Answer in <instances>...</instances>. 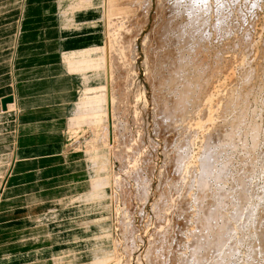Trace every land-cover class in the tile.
Here are the masks:
<instances>
[{"label": "bare ground", "instance_id": "6f19581e", "mask_svg": "<svg viewBox=\"0 0 264 264\" xmlns=\"http://www.w3.org/2000/svg\"><path fill=\"white\" fill-rule=\"evenodd\" d=\"M166 1H169V0H157V5L155 6L156 9L154 10L155 15H153V17H157L155 19L154 25H152V28L150 30H148L149 33L146 34L145 36H143L142 39H140L141 40L140 46H142V50L144 52V57H143L142 63L144 65V73L147 76V81L150 84V87L152 89L151 91H153V93H152L153 95L151 98L153 108H151V109H153L152 111L154 112V115H152V116L153 117L156 116V117H154L155 119L158 118L157 119L158 123H156L155 121L153 122V123H156V126H154L153 128L155 130L156 129L158 130V132H155V133H159L160 131L164 132V133L168 132L167 133V137H168L169 133L174 131L178 135L179 134L181 135V138H179L180 135L178 136L175 134L176 138H179V139H177V140L175 139L176 141H178L175 146H174L173 142H172V144L174 147H177V148H174V147H173L174 149L172 148V150L175 151V153L172 152V155L170 154L171 157H170V159H168L169 162L166 160L168 163L167 166H168V168L174 170L176 174L177 173L183 174L185 172H190L191 176L188 179V182L191 179V177H193L191 182L193 183L192 187L195 189V191H194V193L191 192V194H190L191 199H190L188 194L190 193V189H193L190 186L192 184H190V183L186 184L184 186V188H181V190L182 189H185V190H183V192L181 191L180 194H178V198H177V200H175L176 202L174 201L175 203L171 204V205L166 204V208H165V210H167L166 213L162 212V213H160L161 217L158 216V218H163V220H164L162 222L163 227H160V229H158L157 231L154 232L155 236L152 239V241H150V243H151L149 246L150 248L146 251V262L148 264H175V262H176V264H228V262L231 261L233 258L232 257L233 252L236 250V248L238 249V245H241L240 241L241 240L244 241L243 239H239L238 237H237V240L234 239L235 238L234 237L233 239L236 240V241H234V240H232V237L235 236V234H234L235 231L236 232H237V230L241 231L242 229L245 228L246 232L248 231L249 233H252L253 239H252L251 243L249 242L250 243V245H249L250 248H248L249 251L245 247L246 251H244V253L246 254V252H249L248 253L249 255L250 254L251 255H255V254L260 255L261 254L260 257H262L263 259L261 260L260 264H264V212L262 211V210H264V208H263V206L260 207L259 202L257 203V201L255 202L254 200H252L253 197H251V196L253 194L251 195V191H249V188H248L250 183L248 182L249 185L248 186L246 185L247 182H244V179L242 178L243 175H241L242 171H239L240 174L238 172V170H240V169L237 170V174L235 171L234 175L239 174L236 178L232 177V180L234 179L233 181H235V183H236L235 185L231 184L233 182L230 179L231 185L229 187H231L232 190L230 188L228 189V187L226 188L228 190H226L223 187H221L220 184L218 185L219 187H217V185H216L217 182L214 184V185H216L217 189H215V190L213 189V192L211 191V189L209 190V188H208V187L214 186V185L209 186L211 183L210 180L219 181V179L222 180V178H224L225 176H227V178L231 177L230 176L231 174L228 176L225 172V170L227 171L228 165H230L231 161L233 160L230 158L231 156H229V154H228L229 159H231V161L226 156L224 158V161H223V158L222 159L218 158V159H221V161H222L218 165L215 164V163H218V162H216V161H218L216 158H217L219 153L224 152L223 150L226 146L229 145L230 149L234 147V146H232V144H233L232 140L234 138L236 139L237 134L240 136V132L242 131V130H240V128L242 129L244 127L243 124H245V123H243V122L245 120L243 118V115H241V113H239V112H238L239 115L236 114L237 116L231 115V113H232V110L234 111V109L237 106L235 104H238V103L241 104V107H240L241 110H243L245 108L244 110L246 111V109H247V104H245L246 107H244V105L242 107V102L244 103V99L247 96L251 95V93L249 91L251 90V92H252V89H250V87L253 86V84L251 83L252 85L250 84L251 85L250 87H248L249 85H247V87L250 90L248 88H246V84H249V81L254 79L255 76H256V78H258V76L255 75V73L257 71L254 72L255 71L254 66L258 62V60H257L258 54L260 57H262V59L264 58V29L263 28L260 29L259 27H257V28H259V31H258L259 36L257 39H255V41L253 42L252 45L251 44L249 45V47L247 44V40H249V39L246 40V38L248 37L247 36L248 33L246 31L245 33L247 35L245 34V36H247V37L245 39H243L244 41L246 40L247 50L249 49L248 52L246 53V56H244L245 53L243 54V50H244L245 46H244V42L242 40L241 42H243L242 45L244 46L243 47L240 44L243 47L242 51L240 49L242 47H240L238 49L239 53L237 51L233 52L231 49L233 47L230 48L231 52H233V54L237 53L238 57H236V56L231 57L230 56L231 53H229L230 57H228V59H227L228 61L226 60V64H224V63H221V61L226 56L222 57L221 53H223V52L220 53V52H218L219 51L218 49H214V48H216V46L214 47V45H213L214 48L211 49L212 45L210 47L209 38L212 37L213 35L214 36L217 35L219 37L220 34L225 35L228 32L231 33L233 30V29H231L232 26L227 27L226 26L227 24L226 25L224 24L227 22L224 21V19H223L224 17H222V15H223L222 11H221L222 15L220 14V10L225 5L224 1H226V0H224V1L223 0H175V1H171V2L169 1V3H167ZM211 1L213 4L211 3ZM109 2L111 4V8H110L111 9V12H110L111 16L109 17V21L106 22L107 24H105V27L103 28L104 30H102V32L104 33V39H105L104 41L107 44V48L110 50L108 52L110 56H108V54H106L109 58V61L107 62L106 59H105L106 61L105 60L104 61L106 62L105 64L107 65L106 70L109 73L108 75H111V77L109 76L111 78V82H112L110 84V85H112V87H110V88L112 89L113 93H112V96L110 97L109 101H110V105L112 106L111 108H113L112 110L114 111L116 109V106H117L116 103H120L121 100H124V102H126L128 100V96L131 97V95H132V102L134 104H137L140 102L142 104V101H143V103H146V101H147L145 89H143V88L141 89V85H139L140 83L136 82V81H138V75H137V70H138L137 59H139L138 58V56H139L138 38L143 33L142 31H143L144 27L146 26V24L149 22V14L152 10L153 3H152V0H143V2H142L143 4L139 3V0H110ZM233 10H234V8H233ZM234 12H237L239 14L240 11L238 12L235 10ZM210 13L212 15H210ZM110 14H108V15H110ZM183 14L185 17L183 16ZM238 14H236V15L237 16L241 15V13L239 15ZM209 16H211L210 22L208 21ZM237 16H235V17L237 18ZM97 17H100V16L98 15ZM253 17H255V16H253ZM240 19H241V21H243L242 20L243 18H240ZM240 19L238 18L239 21H240ZM250 19H251V17H250ZM252 19H254V18H252ZM262 19L263 18H261V20ZM257 20L260 21V19H257ZM228 21H229V19H228ZM232 24L234 26V24L237 25L238 22L237 23L235 22ZM239 24H240V22H239ZM249 24H248V26L251 25V24L250 25ZM253 25H254V23H253ZM207 26H208V28H207ZM252 26H250L251 29H254V27H256V26H254L252 28ZM209 27L212 29V32H211V29H210V32H208L209 30L208 31L206 30V28L209 29ZM241 27H242V23H241ZM234 28H235V26H234ZM242 29L249 30V29H247L246 26ZM249 32H251V31H249ZM252 32H253V30H252ZM242 33L244 35V32H242ZM232 34H230L231 37H232ZM230 35H228V36H230ZM226 36H225V38H226ZM236 36H235V38H237ZM254 37H255V35H254ZM219 38H221V37H219ZM223 38H224V36H223ZM233 38L234 37H232V39ZM221 40H223V39H221ZM238 40L239 39L236 40V43ZM251 40H249V41H251ZM210 41H213V40H210ZM230 43L232 44V42H230ZM233 43H234V41H233ZM238 43H239V41H238ZM223 44H224V42H223ZM223 46H226V45H223ZM232 46H235V43ZM237 48H238V46H237ZM216 50H218V51H216ZM223 50H221V51H223ZM233 50H234V48H233ZM226 51L228 52L230 50H226ZM226 51L224 53H226ZM259 56H258V58H259ZM260 62H261V59H260ZM260 62L257 64H260ZM262 63H263L262 64V66H263L264 62L262 61ZM262 69H263V67H262ZM101 73H103V72H101ZM261 73H262L261 75L259 74L260 79L263 77L262 76L263 71ZM260 81H262V80H260ZM260 81H259V83L261 84L262 82H260ZM254 83H255V81H254ZM262 85H263V83H262ZM262 85H261V87H262ZM132 87L135 91L133 90L134 92L131 93L130 89ZM260 90H261V88H260ZM257 94H256V97H257ZM251 97H253V95ZM241 98H244V99L241 100ZM240 100H241V103H240ZM250 100H251V98L249 99V101ZM252 101H254V99ZM77 105H78V108H76V114L74 117L75 119H73V117H72L73 115L71 116L72 122L75 125L78 124L81 120L83 121V119L85 118L83 111L86 112V116L89 118V116L91 115V110H92L91 108L97 106L96 102H94L93 100H92V102L88 101V99H85L81 103H77ZM136 106H138V105H136ZM233 106H235L234 109L231 108ZM252 107L254 108V105ZM252 107L250 108L249 111H251V109H253ZM258 108H259V105H258ZM258 108H256L257 111L259 110ZM120 110L122 111V109H120ZM128 110H129V108H128ZM253 110H255V108ZM132 111H135V110L133 109ZM132 111L130 114H132ZM249 111L247 113H249ZM77 112H79L80 114H83V118L78 117ZM115 112H117V110ZM99 113L100 112H98L96 114L97 116L96 115L94 116L95 117L94 120H96V123H97L96 127L100 126V124H101V122L99 120V116H98ZM118 113L119 112H117V114ZM126 113H127V111H126ZM234 113H236V112H234ZM254 113L252 112V115L249 114L252 120H253ZM256 113L258 115V112H256ZM117 114H116V116H117ZM134 115H135V113H134ZM0 116H2V117L6 116V113H2L1 109H0ZM112 116H113V114H112ZM258 116H260V115H258ZM117 117L120 118L119 116H117ZM245 118L247 120V117H245ZM10 119L12 120V118H10ZM141 119H142V117H141ZM11 120H9V124L11 123ZM114 120H115V118H114ZM254 120H256L255 117H254ZM247 121L249 122V120H247ZM253 121H252V123L251 122L250 123L253 124ZM259 121H260V117H259L258 122ZM258 122L255 123V125H249L250 123L246 124L245 128L247 131L246 130H243V131L244 132L246 131V134L248 135V139L251 142V143H249L250 145H248L249 148L253 146L251 149H255L254 146H256V148L259 150L261 148V146H260V148H258L257 146H259L262 143L261 141L264 138L263 137L264 131L262 132L263 128H261V130H260L261 126L257 125ZM247 125H249V127ZM259 132H262V134H263V136L261 135L262 138L260 140L261 143L259 142L260 144H258V142L256 143V141H258L257 138H260V137H258L260 134ZM241 134H242V132H241ZM244 134L245 133H243V135ZM163 136L164 135H162V137ZM170 136H171V134H170ZM243 137H246V136H243ZM165 138H166V135H165ZM169 138L170 137L166 138L165 142L168 143ZM2 139H3V137H0V141ZM128 139H127L126 135L120 137V135L117 133H113V136L111 138H108V143L109 144L111 143L110 145L112 146V148H115V151H114L115 155H116L117 159L119 160V162H121V165L123 163L122 166L129 163V160H128L129 154L127 155V153H125V151L128 149V146L131 147V145H128ZM244 139L246 141V138H244ZM237 140L239 141L241 139L239 138ZM131 141L133 142L132 139H131ZM234 141L236 142V140H234ZM245 141L242 139V142H241L242 145H244L247 142V141L246 142ZM263 141H264V139H263ZM150 142H152V141H150ZM243 142H244V144H243ZM167 143L165 145H167ZM230 143H231V146H230ZM113 144H114V146H113ZM236 144H238V143H236ZM236 144H234V145L238 147V145H236ZM256 144H258V145H256ZM92 145H93V147H95V137H93V139H92ZM242 145L240 146V144H239V147H241V151H242V149L245 150L244 148L246 147L244 145V148H243ZM263 146H262V150L261 151L259 150V152L262 153L259 156V159H256L255 155H254V159H253V157H251V159H253L254 161L256 159L257 160L256 162H258V160L262 159V160H260V162H264V150H263L264 147ZM166 147H165V151L167 149H169ZM247 147H246V149H247ZM139 148H140V146H139ZM135 149H138L137 146L135 147ZM233 149L235 150V147ZM246 151H248V150H246ZM140 152H143V151H140ZM123 153H125L124 154L125 157L123 156ZM162 153L164 154V149H163ZM253 153L255 154V151ZM166 154H168V150H167ZM225 154H227V153H224V155ZM246 154L249 155V153H245V156H247ZM222 155H223V153H222ZM237 155H239V154H237ZM250 155L253 156L252 151H251ZM137 157H138V155H137ZM222 157H224V156H222ZM238 157L239 156H237V158ZM132 158L133 157H131V159ZM241 158H243V157H241ZM136 159H138V158H136V153H135V160ZM247 159H248V157H247ZM251 159L249 156L248 163L245 161L246 165L248 164L247 167H243L244 165L242 164L241 169L243 171H244L243 168H246V169L248 168L250 171V169H251L250 164L251 163H253L252 166L254 165V167H255L254 163H256V162H254ZM250 161H251V163H250ZM130 162L133 163L132 160ZM5 163H6V159L0 158V171H2L6 167ZM261 165H263V164H261ZM261 165H260V168H261ZM257 166L258 167H256V171L259 169V165H257ZM234 167H235V165H234ZM230 168H231V166H230ZM150 170H152V169H150ZM253 170L254 169H251L250 174L252 172H253L252 174H254ZM263 170H264V168H263ZM259 171H260V169L257 172H259ZM261 172H262V168H261V171L259 173H261ZM99 173H97V174L99 175ZM172 173L174 174V172H172ZM245 173H247V171ZM135 174H136V171H135ZM163 174L165 175V173H163ZM252 174H251V176H252ZM247 176H249L248 173H247ZM247 176L245 174V179ZM251 176H249V179L251 178ZM119 177H121V176H119ZM174 177H175V175H174ZM252 177H256V176H252ZM98 178H100V177L98 176ZM117 179H119V178L117 176H115L111 179V182L114 183V180L117 181ZM176 179L178 180V178H176ZM181 179H180V181H181ZM183 179L185 181L184 177H183ZM177 180L173 181V179H171L167 183L161 184V185H164V188H163L164 190L162 192L160 189V192H162V195H161L162 197L160 198V201L157 202L159 205L164 206L162 203H164V201L166 202V201L170 200V197L172 196V195L170 196V192L174 186L177 187V189L179 188V185H177L178 182H175ZM224 180H225V178L222 180L223 183H224ZM165 181H167V180H165ZM180 181H179V184L183 182V181L182 182H180ZM213 181H212V184L214 183ZM226 181H227V179H226ZM219 183H221V181ZM157 185H158V183H157ZM142 187H140V188L142 189ZM261 188H263V187H261ZM107 189H109L107 187V185L102 183V181L100 183V179H97L95 181L93 187H92V190H91L93 195H91V196L88 195L89 197L87 196L86 197L87 199H86L85 198V196L87 195L86 194L87 192H86L83 194L84 197H82L83 195H81V197L79 196V198H85V199H81L82 200L81 203L77 202L78 200L74 201V199H76V198H74L68 204V206L66 205L65 207L61 208L60 210L53 212L52 215H55L54 213L59 214V215L64 214V213H71V214L76 213V214L83 215L86 218L90 215H93L92 216L93 220H99L102 217L107 216V213L104 212V209L106 207L108 209H110V206L108 205V203L107 202L105 203L103 201L104 200L103 198H105V196H108V192L106 191ZM114 189H117V188L115 187ZM174 189H176V188H174ZM142 191H144V190H142ZM174 191L176 192L177 190H174ZM257 191L256 192L254 191L255 192V194H254L255 199L257 198L256 196L258 195ZM260 191H261V194L264 195V188H263V191H262V189ZM113 192H114V190H113ZM158 194H159V192H158ZM110 195H111V193H110ZM117 195H118V193H117ZM259 195H260V193H259ZM112 196H113V194H112ZM174 196H176V195L174 194ZM123 197H124V195H123ZM146 197H147V195H146ZM230 198H232L231 201H230ZM258 198H259V200L263 199L261 195ZM131 201H132V199H131ZM170 201L172 202V199ZM227 201L231 202V204H229V207H231L234 204V206H232L233 208L231 207L232 208L231 210L230 209L227 210V207H228L227 203H230ZM143 203H144V201L142 202V204ZM153 203L156 204L155 202H153ZM262 203H264V201H262ZM128 205H129L128 210H131L130 204H128ZM159 205H155L156 208ZM173 205H176V207H177V211L174 210V212H176L177 214L179 213L181 215V218L178 221L176 220L177 219L176 218L175 220L177 221V223H176V225H173L174 223H172V225H173V227H172V225H169V223L166 222V220L169 221L167 218V212L169 209L173 210V208H172ZM262 205H264V204H262ZM131 206L133 207V205H131ZM155 206H154V208H155ZM192 206L194 209L193 212L195 214L193 213L194 216L190 220L189 217L191 216L190 214L192 212L191 211L188 212V214L190 213L189 214L190 216H188L187 211L189 210V208L191 209ZM154 208H153V210H154ZM160 209H161V207H160ZM117 210H118V208H117ZM125 210H127V209H125ZM163 210H164V208H163ZM122 212L124 214L125 211H122ZM129 213H128V215H129ZM59 215H55V216H57V218H59ZM171 215H173V214H171ZM168 217H170V216H168ZM178 217H180V216H178ZM173 218H175V216ZM170 219H172V218H170ZM54 220H56L57 222ZM54 220L53 221L47 220L45 222L41 221L38 223L37 226H35L31 230L33 233H39V232H44V230H46V229L49 230L50 232H52V228H57L56 231H58L59 228H62L63 232L65 233V236H68V239H72L73 236H75L74 235L75 233L77 235V231L73 229L74 227L71 228L75 223L74 217L72 219L68 218L65 221H64V219L60 220V219H56V218ZM125 221L127 222L128 220L125 219ZM130 222L132 223V221H130ZM153 224L155 225V223H153ZM128 225H130V224L128 223ZM189 225H190V227H188ZM83 226H85V224ZM92 227H93L92 225H88L87 227H84V230L81 231V229H80L79 230V232H80L79 236H81L82 238L87 236L89 234V232H91L90 228H92ZM123 228H124V225L121 226V224H120L121 232L124 230ZM104 230L105 229L101 228V230L98 231L99 232L98 235L100 237L98 239H100V243L97 244V246L95 248H92L91 251H89V253L90 252L92 253V255H91L92 259H91L90 263L91 264H118V262H117L118 260L116 261V259H113L114 257H111L108 254V252H106V249H104L105 248L104 245H106L105 241L104 242H103V240L101 241V238L103 236H105L102 234ZM53 232H55V231H53ZM183 232H185L186 238L180 236V234H182ZM47 233L48 232H46L45 234H47ZM127 233H126L125 237L127 236ZM240 234H241V232H239V235ZM32 235H37V234H32ZM236 235H237V233H236ZM42 237H44V236H42ZM148 238H150V235ZM184 239H185V242H183V244H185L187 246V248H186L187 252L186 253L178 252L180 250H177V247L180 244H178V246L174 245V247H173V244L176 243L177 241L178 242L184 241ZM115 242H114V244H115ZM132 242L134 243L135 241H132ZM245 242H246V240H245ZM128 243H129V241L124 243V246H123V248L126 252L125 255H127V258H128V260L125 261L124 264H130L129 259L131 258L132 252H133L132 250L129 252L130 248H128V246H129ZM137 243H138V239H137ZM179 243H181V242H179ZM246 244L248 246V241L246 242ZM165 245H167L169 248L168 249L166 247L164 248ZM132 246H134V244ZM183 247H184V245H183ZM61 251H62V254L60 253L61 254L60 264H77L76 263L77 260H75V259L72 260V258H70L71 253H73L74 250H61ZM236 252H238V250ZM238 254H239V252H238ZM79 255H81V254H79ZM234 256H236V255H234ZM256 257H258V256H256ZM127 258L125 257V259H127ZM135 259L138 262V256H136ZM247 262H249V261H247ZM255 262H257V260ZM243 263H244V261H243Z\"/></svg>", "mask_w": 264, "mask_h": 264}, {"label": "rangeland", "instance_id": "374dc122", "mask_svg": "<svg viewBox=\"0 0 264 264\" xmlns=\"http://www.w3.org/2000/svg\"><path fill=\"white\" fill-rule=\"evenodd\" d=\"M55 1H57V3H58V0H55ZM109 1L110 0H59L61 6H63V8H64V9H62L63 10L62 14H60V16H61L60 20L62 21L63 24H62V26H60V24H58L60 41H61V44H62V46L60 47V49H62V54H63L62 62L64 63V66H65L66 70H68L72 74V76L78 81V83H80L81 91H82L81 94H83V91L84 92L86 90L88 91L87 93H84V98H83L82 101H84L85 99H88V101L92 102V100H93L94 102H96V105H97L96 107H93L94 109L91 108L92 110H91V115L89 116V118L86 116V112L83 111V114L85 115V118L83 119V121L81 120L78 124H76L77 127L78 126H84L90 132L91 137L85 143H84L85 139H84V141H79V142H74V139H73L72 142H74V143H72L71 146L72 147H78V149H79L78 153L81 156L80 160H82V163L84 162L87 165L86 169L89 171V176L92 177V184H91L90 188L88 190H86V192H87L86 194L87 195L85 196V198L88 195L89 196L93 195V193L91 192L92 187H93L95 181L97 179H100V183L102 181V183L107 185V187L109 188V189L106 190L108 192V196H105V198H103L104 199L103 201L105 203L106 202L108 203V205L110 206L111 210L106 207L104 209V212L107 213V216L102 217L99 220H93L92 219L93 215H90V216H88L86 218L85 216L80 215V214H76V213H72V214L71 213H64V214H60V215L54 213L55 215H59V218H57V216L52 215V213L56 212V211H53V212L47 213V214L43 213V212H45L47 210L46 206L48 207V206L52 205L53 207H56V208L58 207L57 210H60L62 207H65V205H67L68 203H70L72 201L74 195H71V196L65 197V198H57L56 201L53 200V201H50V203H43V204L26 203V200L24 201V197H23L22 201H23V203H25V206H26L27 209H26V212L24 213V216H23L24 219H23L22 222H24V223L27 222V224H29L28 225L29 228L27 230H23L22 233L23 232H27L28 233V237H30V238H38L40 240L39 246L36 247L38 249V251L40 252V255L38 257H40V259L45 258L47 256L50 257V258H48V260H50V264H60V260H61L60 256L62 254L61 250H74L75 252L73 251V253H71V257L70 258H72V260L73 259L77 260V262H76L77 264H91L90 262H91V259H92L91 258L92 253L90 252L91 253L90 254L89 251H91L92 248H95L97 246V244L100 243V239H98V238H100L99 235H98L99 234L98 231L101 230V228L105 229L102 234L105 235L106 237L103 236L101 238V241L102 240H103V242L105 241V244H106V245H104L105 246L104 249H106V252H108V254L111 257H114L113 259H116V261L118 260L117 261L118 264H124L125 261L128 260L127 255H125L126 252H125V250L123 248L124 243H126L127 241H129V243H128L129 244L128 248H130L129 252L131 250L133 251L131 258L129 259L130 260L129 261L130 264H137V263L138 264H148L146 262V251L150 248L149 247L150 244H151L150 241H152V239L155 236L154 232L157 231L158 229H160V227H163L162 222L164 220H163V218H158V216L161 217L160 213H162V212L166 213V211H167V210H165L166 204H170L171 205V204H174L176 202L175 200H177L178 194H180L181 191L183 192V190H185V189L181 190V188H184V186L186 184H189V183L192 184L190 186H191V188H193L192 187L193 183L191 182L193 177H191V179L188 182V179L191 176L190 172H185V173H183L184 175L182 173H180V174L177 173L176 174L174 170L168 168V166H167L168 165L167 161H168V159H170V157L172 155V152L175 153V151H173L172 148L177 144L178 141H176V140L181 138V135L179 134L180 135L179 136L174 131L170 132L169 135H168V137H170V138L168 139V143H167V142H165V139L168 138L167 137V133L168 132L164 133V132L160 131L159 133H155V132H158V130L157 129L155 130L153 128L154 126H156V123H158V120H157L158 118L155 119L154 117H156V116H154V117L152 116V115H154V112L152 111L153 109H151V108H153L152 99H151L152 95H153L152 94L153 91H151L152 89L150 87V84L147 81V76L144 73V65L142 63L143 62L142 60H143V57H144V52L142 50V46H140V41H141L140 39H142L143 36L148 34L149 33L148 30H150L152 28V25H154L155 19L157 17H153V15H155L154 10L156 9L155 6L157 5V0H152L153 7H152V10H151V12L149 14V22L146 24V26L144 27V29L142 31L143 33L138 38V47H139V56H138V58L139 59H137V61H138V64H137V67H138V70H137L138 81H136V82L140 83L139 85H141V89L142 88L145 89V94H146V100L147 101H146V103H143V101H142V104H141V102L137 103V104H134L132 102V95H131V97L128 96V100L126 102H124V100H121L120 103H116L117 106H116V109L114 111L112 110L113 108H111L112 106L110 105V101H109V99H110V97L112 96V93H113L112 89L110 88V87H112V85H110L112 83L111 82V78H110L111 75H108L109 73L106 70V66L107 65L105 64L106 60H107V62L109 61L108 56H110V55H109L108 52L110 50L107 48V44L104 41L105 40L104 39V33L102 32V30H104L103 28L105 27V24H107L106 22L109 21V17L111 16V14H110V12H111V9H110L111 8V4H110ZM169 1L171 2V1H175V0H169ZM169 1H166V2L169 3ZM142 2H143V0H139V3L143 4ZM224 2H225V5L223 6V8H221L220 14H221V11H222L223 15L222 14L221 15H222V17H224L223 18L224 21L227 22V23H224V24L225 25L227 24L226 25L227 27L228 26H230V27L232 26L233 28L231 27V29H233V30H232L231 33L228 32L225 35L224 34H220L219 37H221V38H219L217 35H215V36L213 35L212 37H210L211 39L209 38V43H210V47L212 45L211 49H213L216 46V48H214V49H218L219 50V51L218 50H216V51H218L220 53L223 52V53H221V55H222V57L226 56L225 57L226 59L223 58L221 63L226 64V60L228 59V57H230V56L231 57H235V56L238 57L237 53L233 54V52H236V51L238 52V49L243 46L242 45L243 42H244V46H245L246 49L244 48L245 51L243 50L244 46L242 48H240V49H241V51L243 50V54L245 53L244 56H246V53L249 50V49L247 50L246 45L248 44V47H249V45L250 44L252 45L253 42L255 41V39L258 38V36H259L258 35L259 34V32H258L259 28L260 29H262V28L264 29V26H263L264 25V23H263L264 22V0H226ZM211 3H212V1H211ZM82 6L83 7L85 6V8L83 10L80 9ZM233 8H234V10H233ZM235 10L238 11V12L240 11L239 14L241 13V15H239L237 12H234ZM82 12H85V13L82 14ZM108 14H110V15H108ZM236 14H238L239 16H237ZM98 15L100 17H97ZM210 15H212V14L210 13ZM234 15L237 16V18ZM183 16H184V14H183ZM253 16H255V17H253ZM55 17H58L57 12H56V16ZM210 17L211 16L208 17L209 18V20H208L209 22L211 21ZM250 17H251V19H250ZM238 18L239 19L243 18L242 19L243 21H241V19L239 21ZM252 18H254L256 21L254 19H252ZM261 18H263V19L261 20ZM228 19H229V21H228ZM257 19H260V21L257 20ZM235 22L236 23L238 22V24L237 25L234 24V26H235V28H234L232 23H235ZM239 22H240V24H239ZM252 22L254 23V25H253ZM241 23H242V27H241ZM248 24L250 26L253 25L252 28L254 26H256V27H254V29H251V27L248 26ZM243 26L244 27L246 26L247 29H249V30H245L246 28L242 29V28H244ZM210 27H209V29H207L208 26L206 28L207 31L209 30L208 32H210V29H211ZM257 27H259V28H257ZM252 30H253V32H252ZM246 31H247L248 35L245 33ZM249 31H251L252 33L249 32ZM61 32L64 33V34L62 33L63 35H66V34L68 35L69 33H71V34H73L75 36V38L76 37H78V38H76V40H72L73 38H71V39L68 38L67 40H65L64 37H66V36L63 37V35H61ZM211 32H212V29H211ZM242 32H244V35H243ZM230 34H232V37H234L233 39H232ZM245 34L248 37L245 36ZM222 35L224 36V38H223ZM228 35H230V36H228ZM254 35H255V37H254ZM225 36H226V38H225ZM235 36L237 38H235ZM245 38H246V40L249 39L251 41L247 40V44H246V40L245 41L243 40ZM221 39H223V40H221ZM237 39H239L238 40L239 43L237 41L238 44L236 43ZM210 40H213L214 42L210 41ZM242 40H243V42H241ZM233 41H234L236 47L232 46L234 44ZM223 42H224V44H223ZM230 42H232V44ZM213 45H214V47H213ZM223 45H226L227 47L223 46ZM237 46H238V48H237ZM231 47H233L234 50ZM230 48L232 49L233 52H231ZM221 50H223V51H221ZM226 50H230V51L227 52ZM225 51H226V53H224ZM229 53H231L230 56H229ZM106 54H108V56ZM258 56H259V54L257 55V60H258L257 63L260 62V59H261V62H260V64L256 63L255 66H254L255 67V71L254 72H256V71L258 72V73L257 72L255 73V75H257L258 78H256V76H255L256 79L254 78L251 81H249V84H246V88L250 87L253 84V86L250 87V89H252V92L248 88L250 90L249 92L251 93V95L249 94L250 96H247L246 97L247 99L246 98L245 99L241 98V100L244 99V103L242 102V107H243V105H244V107H246L245 104H247V109L248 110L246 109V111H245L244 110L245 108L243 110H241V108H240L241 104H239V103L238 104L240 106L238 104H235V105H237L236 106L237 109L235 108V106L231 107L233 109L235 108L234 111L232 110L231 115H236V114L239 115V113H241V115H243V118L245 120L243 123H245V124L242 123L244 127L242 129L240 128V130H242L241 131L242 134L240 132V136L237 134L236 135V139L234 138L232 140L233 141L232 142L233 143L232 146L235 147V150L233 149L234 147L230 149V147L228 145V146H226L227 148L226 147L224 148V150H223L224 152L219 153L217 158H216L218 160L216 162H218V163H215V164L218 165L219 163L222 162L221 161L222 158H223V161H224L225 156L228 159H229V156H231L230 158L233 159V160L231 161V159H229L231 161V164L229 163L230 165H228L227 171L225 170V172H226V174L228 176L231 174L230 175L231 177H228V178H227V176L224 177L225 178V180H224L225 184L222 182V180L224 178H222V180L219 179V181L210 180L211 183H210L209 186H211V185L213 186L217 182L216 183L217 187H219L218 185L220 184V186L223 187L224 189H226L227 187H228V189L229 188L231 189V187H229V186L231 184L232 185L236 184L235 181H233L234 179L232 180V177L236 178L240 174L239 171H242L243 173L241 172V175H243L242 178L244 179V182H247V184H246L247 186L249 185L248 182L250 183L248 188H249V191H251V195L253 194L251 196V197H253L252 200H254L255 202L257 201V203L259 202L260 207L263 206V208H264V205H262V204H264V203H262V201H264V195H262L261 191H260L261 189L263 191V188H264V176H263L264 175L263 174L264 173V170H263L264 162H260V160H262V159H260V160H258V162H256L257 161L256 159H259V156L262 154V153L259 152V150L261 151L262 150V146L264 145V141H263L264 138L261 141L263 144L260 142V140H261V138L263 136L262 132L264 131V65L262 66V64H263L262 61L264 62V60H263L264 58L262 59V57H260V56L258 58ZM261 66L263 67V69H262ZM261 70L263 71V75H262L263 77L260 79L259 76L262 74ZM101 72H103V73H101ZM253 80L255 81L256 84L254 83ZM260 80H262V81H260ZM259 81L262 82L263 85H262V83L260 84ZM247 85H249V86L247 87ZM261 85H262V87H261ZM260 88H261V90H260ZM133 90L134 89L132 87L130 89V92L132 93V92L135 91V90L134 91ZM255 93L256 94L258 93L257 97H256ZM252 95H253V97H251ZM250 98H251V100H250L251 102L249 101ZM253 99H254L255 102L252 101ZM77 100L75 102L73 110L71 111V112L74 111L73 114H72L73 115L72 116L73 119H75L74 117H75V114H76V108H78V105H77L78 101ZM241 100H240V103H241ZM8 104L9 103L0 104L1 112L2 113H6V116H3V117L0 116V130L3 129L5 126L6 127L9 126V120H11L10 118H12V115H13L12 113H11V115L9 114V110L8 111H3V108H5L6 105H8ZM136 105H138V106H136ZM253 105H254L255 110H253L254 109L252 107ZM258 105H259V108H258ZM131 107L135 111H132L133 109ZM251 107L253 109H251V111H249ZM128 108H129V110H128ZM256 108H258L259 110L257 111ZM120 109H122V111ZM18 110H19V108H18ZM116 110L120 114L119 113L117 114V112H115ZM126 111H127V113H126ZM131 111H132V114H130ZM248 111H249V113H247ZM98 112H100L98 114V116H99V120H100L101 124H100V126L96 127L97 123H96V120H94V118H95L94 116ZM234 112H236V113H234ZM252 112L253 113L255 112L254 116H253V120H254V117L257 120V121L254 120L255 122L251 119V117L249 115V114L252 115ZM256 112H258V115H260V116H258ZM134 113H135V115H134ZM83 114H80L79 112H77V115L80 118H83ZM112 114H113V116H112ZM116 114L121 119L118 118L116 116ZM141 117H142V119H141ZM245 117H247V120H249V122L246 120ZM259 117H260V121L258 122ZM114 118H115V120H114ZM154 121L156 123H153ZM252 121H253V124H251ZM257 122H258L257 125L261 126L260 130H261V128H263L262 132H259L260 134H259L258 137H260V138H257L258 141H256V143L258 142V144L261 143L259 146H257L258 148H260V146H261V148L259 150L256 148V146H254L255 149H251L253 146L249 148L248 145H250L249 143H251V142L248 139V135L246 134L247 130L245 128L246 124L250 123L249 125H255V123H257ZM249 125H247V126L249 127ZM243 130H246V131L244 132ZM4 131L6 133L8 132L6 129ZM113 133L119 134L120 137L126 135L127 139L129 138L128 139V145H131V147L128 146V149L125 151V153H127V155L129 154V157H128V160H129L128 164L129 165L125 164L124 166H122L123 163L121 165V162H119V160L117 159V157L115 155V152H114L115 148H112V146L110 145L111 143L110 144L108 143V138H111L113 136ZM243 133H245L246 135L245 134L243 135ZM170 134H171V136H170ZM175 134L178 135L179 138H176ZM162 135H164V136L162 137ZM165 135H166V138H165ZM243 136H246V137H243ZM93 137H95V147H93V145H92ZM239 138L241 140L238 141L237 139H239ZM244 138H246L247 142L245 141ZM131 139L133 140V142L131 141ZM242 139L247 143V144L246 143L244 144V142H243V144L246 147L248 146L247 149H246V147L244 148V145H242V143H241ZM2 140H5V139H2ZM234 140H236V142ZM150 141H152V142H150ZM172 142H173L174 146H173ZM166 143H167V145L169 144L168 145L169 147L167 145H165ZM236 143H238V144H236ZM234 144L238 145V147H239V144H240V146L242 145V147L245 150L242 149V151H241V147L238 148ZM258 144H256V145H258ZM113 146H114V144H113ZM136 146H137L138 149H135ZM139 146H140V148H139ZM230 146H231V143H230ZM83 147L86 149L87 153L85 152V149ZM165 147L169 148V149H167L168 150V154H166L167 150L165 151ZM174 148H177V147H174ZM163 149H164V154L162 153ZM249 149L252 151V155L253 156L250 155L251 151ZM246 150H248L249 152L246 151ZM140 151H143V152H140ZM254 151H255V154L253 153ZM134 152L136 153V158H138L136 160H135V153ZM125 153H123V156H124ZM222 153H223V155H222ZM224 153H227V154L224 155ZM245 153H249V155L246 154L247 156H245ZM228 154H229V156H228ZM237 154H239V155H237ZM137 155H138V157H137ZM254 155H255V158H256L255 161L253 160L254 159ZM130 156L133 157V158L131 159ZM222 156H224V157H222ZM237 156H239V157L237 158ZM249 156H250V159H251V157H253V159H251V160L256 162V163H254L255 164V167H254V165L252 166L253 163H251V161H250L251 169H254L253 170L254 174H252L253 172L251 174H252V176H256V177H252L251 176V174H250L251 169H250V171H249L248 168L247 169L243 168L244 171L241 169L242 168L241 167L242 164L244 165L243 167H247L248 164L246 165L245 161L248 163ZM241 157H243V158H241ZM247 157H248V159H247ZM218 158H221V159H218ZM131 160H132L133 163L130 162ZM260 163L263 164V165H261ZM10 165H11V167H10V170H11L13 168V166H12L13 162ZM234 165H235V167H234ZM257 165H259L260 171H261V168H262V172L261 173H259L260 171L257 172L259 170L258 168H257L258 170L256 171V167H258ZM260 165H261V168H260ZM230 166H231V168H230ZM150 169H152V170H150ZM238 169H240V170H238ZM237 170H238L239 174L238 175H234L235 171H236V174H237ZM135 171H136L137 175L135 174ZM246 171H247L248 175L251 176L250 179H249V176H247V173H245ZM172 172H174V174ZM8 173L9 172H6L5 175H3L2 179H1V183L2 184L3 183L4 184H6V183L8 184L9 183L8 182L9 178L6 179V176H7ZM97 173H99V175ZM163 173H165L166 176ZM244 173L247 176L246 179H245V174ZM174 175H175V177H174ZM98 176L100 178H98ZM115 176H117L119 179H117V181L114 180V183H113V182H111V179L113 177H115ZM119 176H121V177H119ZM183 177L185 178V181H184ZM176 178H178L179 181L182 178L180 182H182V181L183 182L179 184V181ZM171 179H173V181L177 180L175 182H178L177 185H179V188L177 189V187H175V186L173 187L172 186L173 188L171 189V192H170V196L172 195L170 197V200L172 199V202L170 200H168V201H166V202L164 201V203H162L164 206L159 205L157 202L160 201V198L162 197L161 196L162 192L164 190L163 189L164 185H161V184H163V183L165 184L168 181H170ZM226 179H227V181H226ZM230 179L232 180V182L234 184L233 183L230 184V182H231ZM165 180H167V181H165ZM212 181L214 182L213 184H212ZM220 181H221V183H219ZM14 183H16V180H14L13 184ZM157 183H158V185H157ZM216 185H214L215 187L214 186L213 187H208L209 190L211 189V191L213 192V189L214 190L217 189ZM113 187L114 188L116 187L117 189H114ZM140 187H142V189ZM261 187H263V188H261ZM174 188H176V189H174ZM160 189H161L162 192H160ZM193 189H190V193L188 194L189 197H190L191 192L194 193L195 189L194 190ZM228 189H226V190H228ZM113 190H114V192H113ZM142 190H144V191H142ZM174 190H177L176 191L177 193ZM254 191L255 192L257 191V193H258V195L256 196L257 197L256 199L254 198L255 197V195H254L255 192ZM116 192L118 193V195H117ZM158 192H159V194H158ZM110 193H111V195H110ZM173 193L176 196H174ZM259 193H260V195L262 196L263 199L259 200V198H258V197H260ZM112 194H113V196H112ZM123 195H124V197H123ZM146 195H147V197H146ZM23 196H25V194ZM80 197H81V195H80ZM82 197H84V195ZM85 198L77 197L76 199H74V201L78 200L77 202L81 203L82 202L81 199H85ZM131 199H132V201H131ZM190 199H191V197H190ZM231 199L232 198H230V201H231ZM143 201H144V203L142 204ZM230 201H227V202H230ZM27 202H29V201L27 200ZM153 202H155L156 204H154ZM128 204H130L131 210H128V208H129ZM229 204H231V202L227 203V205H228L227 210H229V209L231 210L233 208L232 206H234V204H233L231 206L232 207L231 208V207H229ZM131 205H133V207ZM155 205H159V206H157V208H156ZM154 206H155V208H154ZM160 207H161V209H160ZM117 208H118V210H117ZM153 208H154V210H153ZM163 208H164L165 211L163 210ZM172 208H173V210L169 209L168 212H167V218H168L169 221L166 220V222H168L169 225H172V223H174L173 225H176L177 221L180 220L181 215L179 213L177 214L176 212H174V210L177 211L176 205H173ZM120 209L122 211H125L124 214H123V212ZM125 209H127V210H125ZM190 211L192 213L191 214L189 213V214L192 217L188 214V212H190ZM193 211H194L193 206H192L191 209L189 208V210L187 211L188 216H190L189 217L190 220H191V218H193V216L195 214ZM262 211L264 212V210H262ZM41 212L43 214L40 215ZM128 213H129V215H128ZM171 214H173V215H171ZM168 216H170V217H168ZM174 216H175V218H173ZM178 216H180V217H178ZM73 217H74L75 223H74V225L72 224L73 226L71 225L72 227L71 226L70 227L71 228L74 227L73 229L77 231V235L78 236L75 233L74 234L75 236H73L72 239H68V236H65V233L63 232L62 228H59L58 231H56L57 228H52V232H50L49 230L46 229V230H44V232H39L38 231L39 233H33L32 230H31L32 228L37 226L38 223L41 222V221H44V222L47 221V220L53 221L55 218L56 219H60V220L64 219V221H65L66 219H68V218L72 219ZM123 217L125 219H127L128 221L126 222ZM170 218H172V219H170ZM12 219H14V217H12ZM54 221H56V220H54ZM130 221H132V223ZM152 222L155 223V225ZM128 223L130 225H128ZM84 224H85V226H83ZM120 224H121V226L124 225V228H123L124 230L122 232L120 230ZM88 225H92L93 226L92 228H90L91 232H89V234L87 236L82 238L81 236H79V233H80L79 230L80 229H81V231L84 230V227H87ZM173 225H172V227H173ZM188 227H190V225ZM53 231H55V232H53ZM46 232H48V233L45 234ZM239 232H241L240 235H239ZM245 232H246L245 228L242 229L241 231L240 230L239 231L237 230V232L235 231V233H234L235 236L232 237V240H234V239L237 240V237H238L239 239H243L244 241H242V240L240 241L241 245H238V249L236 248V250L234 251L235 253L233 252V254H232L233 258L231 257L232 260L229 261L228 264H247V263L248 264H250V263L251 264H257V263L260 264L261 260L263 259L262 257H260L261 254L260 255H257V254H255V255H251L250 254L249 255L248 254L249 252H246V254L244 253V251H246V248H247V250H248V248H250L249 245H250V243L252 242V239H253L252 233H249L248 231L246 233ZM126 233H127V236L125 237ZM236 233H237L238 236L236 235ZM32 234H37V235H32ZM146 235L148 237L150 235V238H148ZM42 236H44V237H42ZM180 236L186 238L185 232L180 234ZM16 238L13 239L9 244L10 245L11 244H15ZM137 239H138V243H137ZM236 240H234V241H236ZM245 240H246V242L248 241V246H247ZM132 241H135V242L133 243ZM114 242H115V244H114ZM179 242H181V243H179ZM179 242L177 241L176 243H174L173 247H174V245L178 246V244H180L178 246L179 248L177 247V250H180L178 252L186 253L187 252V249H186L187 246L185 244H183V242H185V239H184V241H179ZM132 243L134 244L135 247L132 246L133 245ZM183 245H184V247H183ZM165 247L167 249L169 248L167 245H165L164 248ZM30 249L32 251V254L30 256V264H35L34 257H33V254L35 252V244H33V246H31ZM237 250H238L239 254H238V252H236ZM79 254H81V255H79ZM234 255H236V256H234ZM136 256H138V262L135 259ZM256 256H258L259 258L256 257ZM125 257L127 259H125ZM256 260H257V262H255ZM243 261H244V263H243ZM247 261H249V262H247ZM13 263L15 264V262H11V264H13ZM175 264H176V262H175Z\"/></svg>", "mask_w": 264, "mask_h": 264}, {"label": "crops", "instance_id": "0c3cea01", "mask_svg": "<svg viewBox=\"0 0 264 264\" xmlns=\"http://www.w3.org/2000/svg\"><path fill=\"white\" fill-rule=\"evenodd\" d=\"M62 9L59 0H0V104L9 103L3 110L13 114L4 127L8 132L0 130L5 139L0 158L6 159L0 171V264H30L33 244L35 264H50V257H38L40 240L22 233L29 228L22 222L27 209L23 197L30 204L74 199L92 184L78 147L71 146L85 143L91 134L71 118L76 100L81 103L88 91L81 94L80 83L62 62ZM63 37L78 38L71 33ZM6 172L9 183L2 184ZM46 209L44 214L58 211L52 205Z\"/></svg>", "mask_w": 264, "mask_h": 264}]
</instances>
